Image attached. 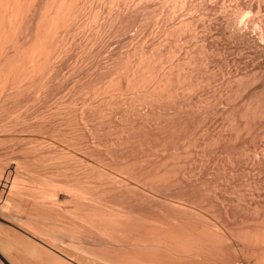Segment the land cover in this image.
<instances>
[{
    "label": "bare ground",
    "instance_id": "bare-ground-1",
    "mask_svg": "<svg viewBox=\"0 0 264 264\" xmlns=\"http://www.w3.org/2000/svg\"><path fill=\"white\" fill-rule=\"evenodd\" d=\"M209 158L229 176L250 164V226L228 221L238 211ZM262 171L264 0H0V232L52 222L88 264H212L247 244L249 264H264ZM207 200L225 213L218 225ZM31 247L34 264L73 263Z\"/></svg>",
    "mask_w": 264,
    "mask_h": 264
},
{
    "label": "rangeland",
    "instance_id": "rangeland-1",
    "mask_svg": "<svg viewBox=\"0 0 264 264\" xmlns=\"http://www.w3.org/2000/svg\"><path fill=\"white\" fill-rule=\"evenodd\" d=\"M134 37H135V38H134ZM137 37H138V36H133V37L131 36L130 38H132V39H131L132 41H131L130 38H129V40H128L129 43L127 42V45H129V46H130V45H135V43H137L138 41H141V39H142L141 37H142V36H139V39H138ZM144 37H146V36H143V38H144ZM147 38L149 39L150 36H147L146 39L144 38L143 41H144V42H145V40L147 41V40H148ZM133 40H134V41H133ZM130 41H131V42H130ZM111 46H113V44H112V45H109V49L111 48ZM103 54H105V52H104ZM90 60L93 61L94 59L91 58ZM89 63H90V61H89ZM89 63H88L87 65H90V64H91V63H90V64H89ZM70 80H71V78H70L68 81H70ZM68 83H69V82H68ZM69 85H70V84H67V82H66V86L68 87ZM66 86H64V89L62 88V91L59 93V96H60V95H61V97L63 96L62 98H64L65 94L68 93V91H67L68 88H67ZM210 86H211L210 88H212L213 83H212V85L210 84ZM214 86H215V85H214ZM214 86H213V88H212L211 90H210V89H209V90H210V91L214 90ZM65 88H66V89H65ZM208 88H209V87H208ZM65 90H66V91H65ZM65 92H66V93H65ZM63 93H64V94H63ZM65 97H66V96H65ZM81 101H82V99H81L80 101L77 100L76 102H78V103H75V105L77 104L76 106H78V107H80V106H85V105H83L84 103L81 102ZM75 105H74V106H75ZM215 116H216V118L218 117L217 114H215ZM215 116H214L213 118H215ZM219 119H220V118L215 119L216 121L213 120V123H214V124H213V123H212V124L215 125V123H217V121H218V123H219ZM216 126H217V125H216ZM50 137H51V136H50ZM52 138H53V137H51V139H52ZM95 148H97V147H95ZM85 149H86V148H84V150H85ZM87 149H88V148H87ZM87 149H86L85 151L83 150V152L81 153V157H83V159L85 160V162H86V161L89 162V163H88L89 165L99 166L100 164H98V165H96V164H97V163H101V162H99V161L102 159L101 153L99 152V153H97V155H96V152H94L95 154H91L93 151H92L91 153L88 152V151H90V150H95V149H91V148H89L90 150L88 149V151H87ZM97 149L101 150L100 148H97ZM95 151L98 152V150H95ZM84 152H85V153H84ZM88 154H89V155H88ZM99 154H100V155H99ZM247 154L250 155L249 152H248ZM83 155H84V156H83ZM94 155H95L96 159H95V157H94L93 159L91 158V157H93ZM98 155H99V156H98ZM90 156H91V157H90ZM100 156H101V159H99ZM94 159H95L96 161H98V160H99V161L95 163V160H94ZM88 160H89V161H88ZM90 161H91V162H90ZM101 161H102V160H101ZM91 163H92V164H91ZM214 163H215V164H214ZM241 163H243L244 165L241 164ZM220 164H221V163H219V161H218V162H213V161H212V158L207 159V166L209 167V170H208V173H207V177H208L211 181L214 180V183H215V185H216L215 187H216V190H217L216 192L220 191V192L223 193V195L226 196V199H225L226 202H224V203H225L224 205H227V207H229L228 209H230V206L232 207L233 204H234L235 207L233 206L232 210H233L234 208H236V209H234L235 211H238V212L241 211L240 213L237 212L238 216H237L236 212H233V211H232V212H233V217H232L233 219H229V216H228V219H229L228 221H231V222H230L231 224H233L232 221H234V222L237 221V223H235L234 226H236V225H237V226L239 225L240 227H241V226L244 227V226H246V225H247V226H250V225L252 224V223H251L252 220H250V219H251V215H250V212H248L247 209H248V206L250 205V203H253V201L255 200V199L253 200V198H254L255 196H254V193L252 194V192H253V191H251L252 189H251V190L249 189L250 187H252V186H251V181H250V179H253V178H251L253 174L251 173V170L249 171V169H248V167L250 166V164L248 165V164L246 163V161H241V160H240L238 163H236L237 165L235 164V165H236V166H235V168H236L235 171L232 172V175L230 174L233 178H231V176H229V175L227 174L226 171H228V170L224 169V166H223V165L221 166ZM238 164H239V165H243V166H239ZM246 164H247L248 166H247ZM217 165H220V166L218 167ZM245 166L247 167V169H246ZM238 167H239V168H238ZM241 167H242V169H241ZM221 168H222V170H220ZM225 168H227V166H226ZM243 168H244V169H243ZM237 169H238V170H237ZM214 170H215V171H214ZM216 170H219V171H216ZM223 170H224V171L226 170V171H225L226 173H224ZM254 171H255V170H252L253 173H254ZM221 172L224 173L223 176H222V173H221ZM239 172H240L243 176H242ZM255 172H256V171H255ZM262 172H264V171H262ZM234 173H235L236 176L233 175ZM236 173H237V174H236ZM256 173H257V172H256ZM226 174L231 178V181H230V178H228V179H229L228 181H227V178L225 179V177H226L225 175H226ZM259 174H260V173H259ZM237 175H238V176H237ZM257 175H258V174H255V173H254V177H255V176L257 177ZM214 176H215L216 178H213ZM219 176H220V178H223V179H220ZM221 176H222V177H221ZM228 176H227V177H228ZM241 176H242V177H241ZM245 176H247V178H246ZM234 177H235V178L237 177L236 180H234V179H235ZM260 177H261V179H263V178H264V173H262V174L260 175ZM212 178H213V179H212ZM217 178H218V179H217ZM240 178H241V179H240ZM216 179H217V180H216ZM219 179H220V181H219ZM237 179H238V180H237ZM248 179H249V181H248ZM215 180L218 181V182L221 183V184H219V183L216 182ZM225 180H226V181H225ZM229 181H230V182H229ZM235 181H236V182H235ZM238 181H239V182H238ZM242 181H243V182H242ZM263 181H264V180H263ZM222 182H225V183H222ZM244 182L246 183L245 186H244V184H245ZM216 183H217L218 185H220V186H217ZM228 183H229V185H228ZM239 183H240V184H239ZM242 183H243V185H242ZM248 183H250V186H248V185H249ZM224 184H226V186H225ZM231 184H233V185L230 186ZM221 185H222V186H225V187H222ZM234 185H235V186H234ZM233 186H234V187H233ZM237 186H240V187H237ZM242 186H244V187H246V188L244 189V187H242ZM217 187H218V188H217ZM227 187H229V188H228L229 190L226 189ZM241 187H242V188H241ZM221 188H222V189H221ZM224 188L226 189V191H227L229 194L226 193V191L224 190ZM231 188H232V189H231ZM236 188H237V189H236ZM240 188H241V190H240ZM246 189H247V191H246ZM248 189H249V191H248ZM221 190H223V191H221ZM230 190H231V191H230ZM233 190H235V192H234ZM242 190H243V192H242ZM244 190H245V191H244ZM232 191H233L234 193H233ZM237 191H239V192L237 193ZM250 191H251V192H250ZM220 192H219V193H220ZM245 192H246V193H245ZM224 193H225V194H224ZM231 193H232V194H231ZM235 193H237V194H235ZM240 193H241V195H240ZM244 193H245L246 195H245ZM160 194H162V193H160ZM226 194H227V195H226ZM243 194H244L245 196H243ZM247 194H248V195H247ZM249 194H251L252 197H251V195L249 196ZM229 195H230V196H229ZM231 195H232L233 197H232ZM236 195H237V196H236ZM235 196H236L237 198H239V199H237ZM239 196H240L241 198H240ZM230 197H231V198H230ZM248 197H250V199H249ZM227 198H230L229 200H230V201H233V202L230 203V201H229V203H228ZM235 199H236V200H235ZM245 200H246V201H245ZM244 201H245V202H244ZM250 201H251V202H250ZM205 202H207V206L205 205V206H206L205 210H206L207 212L205 211L204 218L207 217V218H206V220L208 219L207 222H210V223H212V224H214V225H215V224L218 225V223H221V222H222V219H223V218H224V219L226 218V217H223L225 213H223V211H220V208H218V207H220V206H219V205L217 206V203H216V202H211V203H213V204H211L210 202H208V200L205 201ZM240 202L242 203V205H240ZM249 202H250V203H249ZM197 203H198V202H197ZM199 203H200V200H199ZM199 203H198V204H199ZM201 203H202V201H201ZM201 203H200V204H201ZM208 203H210V204H208ZM214 203H216V204H214ZM226 203H228V204H226ZM247 203H248V206H247ZM208 205L211 206V207H209ZM215 205H216V206H215ZM237 205H238V206H237ZM202 206H204V205L202 204ZM213 206H214L215 208H214ZM241 206H242V207H241ZM244 206H247V207H244ZM216 207H217V208H216ZM237 208H238V209H237ZM244 208H245V209H244ZM246 208H247V209H246ZM239 209H240V210H239ZM230 210H231V209H230ZM242 211H243V212H242ZM244 211H245V213H244ZM241 213H242V215H240ZM206 214H207V215H206ZM234 214H235V215H234ZM239 215H240V216H239ZM230 216H232V215L230 214ZM242 216H243V217H242ZM50 217H51V216H50ZM50 217H48V219H49ZM53 217H54V216H53ZM235 217H236V218H235ZM238 217H239V218H238ZM244 217H245V218H244ZM58 218H59V217H58ZM58 218H57V222L59 221ZM221 218H222V219H221ZM247 218H248V219H247ZM46 219H47V218H46ZM48 219H47V220H48ZM220 219H221V220H220ZM224 219H223V220H224ZM234 219H236V220H234ZM239 219H241V221H240ZM244 219H246V220H244ZM209 220H210V221H209ZM212 221H213V222H212ZM219 221H220V222H219ZM246 221H248V222L246 223ZM16 222H18V221H15V223H16ZM48 222H49V220H48ZM216 222H217V223H216ZM240 222L243 223V224H241ZM244 222H245V223H244ZM13 224H14V222H12L10 225H12L11 227L14 228V227L17 226L19 223H18V224L16 223V225H15V224L13 225ZM20 224H22V222H20ZM46 224H47V223H46ZM50 224H51V225H50ZM52 224H53L52 222H51V223L49 222V224H47V225L45 226V229H46L47 231H49V230H50V231H49V233H48V232H47V233L44 232V233H46V234H50V232H51L53 229H54L53 231H56V232H57V230H58L57 233H59L60 231H62V230L60 229V227L57 229V227L53 226V225H55V224H53V225H52ZM23 225H24V224L15 227V230H17V231H12V233H13V232H16V233L18 234V228H19V229H20V228L22 229ZM38 225H39V224H38ZM40 225H41V224H40ZM40 225H39V227L41 228ZM48 225H49V227H48ZM57 225H58V224H56V226H57ZM36 226H37V225H36ZM52 226H53V227H52ZM58 226H60V225H58ZM237 226H236V227H237ZM239 226H238V227H239ZM11 227H10V228H11ZM25 227H26V226H24V228H23L22 231H21V229H20V231H21L20 234L22 233V234H24V235L26 236V235H28L27 233H29V235L25 237L26 239L23 237L22 234H21V236L23 237V239H24L25 241H27V239H28L27 237H31V239H33L32 241H35V243L33 242V244H32V241H30L31 243L28 244V248H31V249H28V248L25 247V246L27 245V242H29V239H30V238L28 239L27 242H25L26 245H25V244L22 245V244L24 243V240L21 241L22 238H20V237H21L20 234H19L18 236H16V237H18V238H17V241H15L16 238L14 237V238H15V239H14V238L12 237V236L14 235V233H13L12 235H10V234H11V231L9 232V230H14L13 228H11V229H9V230L6 229V233L8 232L9 235H8V234H5V230L3 229L2 232H4L3 234H5L6 237H5L3 234H1L2 232H0V234L3 235V236L1 237L2 239H4V238L7 239L8 236H9V238L13 239L12 242L10 241L11 243L8 241V239L6 240L7 242L5 241L6 243H8L6 246L9 247V248L7 247V249H10V248H11V250H9V251H11V254L9 255V257L7 256L8 254H7V255L5 254V256L7 257V259H6V257L4 256V253H6L7 250L5 251V249L2 248V247H1L2 250L0 249V253H1V254H0V256H1V257H0V262H2V264H9V263H10V264H13V263H12L13 261H11V260L9 261V259H10V256H11V255H13V259H14V255H16V254H17V256H15V257H18L19 255H20L19 257H21L22 255L25 254L26 256H28V257H27L28 259H27L26 257H25V259L21 257L22 261H23V259H24L25 261H23V262H26V264H32V263L34 264L35 259L32 258V256H31V255H28V254H32V255H33L34 253H36V252L32 251V250H36V248L31 247L32 245H35V244L39 245V247L41 246V249H40V250H42V249L44 250V248H46V249H47L46 251H49V252L52 251L54 254H57V253H58L57 255H60L61 257L65 258V259H67V260L69 259L70 263L73 262L72 264H79L81 260H82V261H81V262H82L81 264H88V263H89V261H90L89 258H90V257L87 256L86 254L84 255V253L82 252L81 249H80V250H81V251H80L79 248H78V249H74V248H72L71 246L68 245V242L66 241L67 239H65V236L63 235V234H64L63 231H65V229L61 232L62 234H59V235H62V237H63V239H62L63 242H59V241H53V240H50V239L48 240L49 237H48L47 235H45L46 237L43 236L44 233H43V234L41 233L42 235H40V233L37 234L36 232H37L38 230L36 231V228L39 229L38 227H35V229H34V227L32 228L35 232H33V230H32L31 228H30L31 230H29V227H32V226L27 227V228H28V232H26V231H27V230H26L27 228H25ZM43 227H44V224H43ZM48 228H49V229H48ZM62 228H63V227H62ZM64 228H65V227H64ZM45 229H44V230H45ZM56 229H57V230H56ZM59 229H60V230H59ZM25 230H26V231H25ZM46 230H45V231H46ZM66 230H68V232H69V228H66ZM29 231H30V232H29ZM42 231H43V230H41V232H42ZM38 232H40V229H39ZM56 232H51V234H52V233L55 234ZM65 232H66V231H65ZM16 233H15V235H16ZM25 233H26V234H25ZM32 233H33V234H32ZM34 233H35V234H34ZM65 235H66V233H65ZM39 236H40V237H39ZM3 237H4V238H3ZM34 237H35V238H34ZM19 238H20L21 240H20ZM11 239H10V240H11ZM18 239H19L20 241H18ZM31 239H30V240H31ZM64 239H65V240H64ZM4 240H5V239H4ZM36 240H37V241H36ZM52 241H53V242H52ZM65 241H66V242H65ZM13 242H15V243H16V242H19V243L16 244V245L19 244V246H17V247L22 246V247L24 248L23 251L26 252V249H28L27 252H26V253H25V252H22V249H23V248H22V249H21V248L18 249V248H16V245H14L15 247L12 246V245L14 244ZM20 242H21V243H20ZM22 242H23V243H22ZM37 242H38V243H37ZM64 242H65V243H64ZM47 243H48V244H47ZM49 243H50V244H49ZM52 243H53V244H52ZM61 243H62V245H60ZM10 244H11V247L9 246ZM30 244H31V245H30ZM65 244H66V245H65ZM50 245H51V246H50ZM54 245H57V246H54ZM59 245H60V246H59ZM247 245L250 246L249 249H248V246H247ZM247 245L245 246L246 248H244V251H241V252H240V249H239L240 246H239L238 248H237V246H236V247L234 246L233 248H228L227 250H222V251L220 250V252H219V253H220V257L217 256V258H218L217 261L212 262V264H246V263H247V260H248V261L250 260L247 264L252 263V261H253V257H252L251 255H250L251 257H249V254H248V253L252 252V251L250 250V249H251V245H250V244H247ZM1 246H3V245H1ZM6 246H5V244H4V247H6ZM52 246H53V248H55V249H53ZM61 247L64 248V249H62ZM70 247H71V248H70ZM13 248H14V251H13L14 253L12 252ZM15 248L18 250L19 253H18V252L16 253ZM32 248H33V249H32ZM57 248H60L62 251H60V249L58 250ZM3 249H4V250H3ZM56 249H57V250H56ZM246 249H247V250H246ZM19 250H20V251H19ZM30 250H31V251H30ZM53 250H54V251H53ZM70 250L72 251L71 253H70ZM75 250H76V251H75ZM249 250H250V251H249ZM1 251L3 252V254H2ZM9 251H8L7 253H10ZM29 251H30L31 253H30ZM225 251H226V252H225ZM245 251H246V252H245ZM20 252H21V253H20ZM32 252H34V253H32ZM64 252H65L66 254H65ZM74 252H75V253H74ZM243 252H244V253H247V252H248V253H247V254H244ZM15 253H16V254H15ZM22 253H23V254H22ZM27 253H28V254H27ZM77 253H79V254H77ZM81 253H82V254H81ZM242 253H243V254H242ZM21 254H22V255H21ZM63 254H64V255H63ZM250 254H251V253H250ZM25 255H24V256H25ZM62 255H63V256H62ZM71 255H72V257H71ZM78 255H79L80 257H78ZM81 255H82V256H81ZM218 255H219V254H218ZM29 256H30V257H29ZM65 256H66V257H65ZM73 256H74V257H73ZM11 257H12V256H11ZM19 257H18V260L20 259ZM33 257H34V255H33ZM46 257L49 258L48 255H46ZM68 257H69V258H68ZM70 257H71L72 260H70ZM8 258H9V259H8ZM44 258H45V255H44ZM73 258H74V259H73ZM76 258H77V260H79L78 258H81V259H80V261H78L77 263H74V262L77 261V260L75 261ZM16 259H17V258H15L14 261H16ZM26 259H27L28 261H27ZM32 259L34 260L33 262H32ZM86 259H88V260H86ZM29 260H31V261L29 262ZM36 260H37V259H36ZM45 260H46V259H45ZM45 260H43V261H45ZM84 260H86V261H84ZM37 261H38V260H37ZM39 261H41V264H42V260H39ZM39 261H38V262H39ZM35 262H36V261H35ZM216 262H217V263H216ZM14 263H15V262H14ZM24 264H25V263H24ZM35 264H36V263H35ZM37 264H39V263H37Z\"/></svg>",
    "mask_w": 264,
    "mask_h": 264
}]
</instances>
